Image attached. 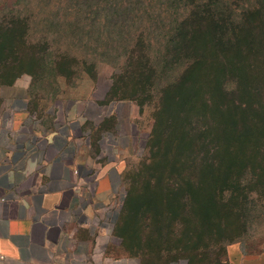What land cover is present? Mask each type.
Here are the masks:
<instances>
[{"label":"trees","instance_id":"16d2710c","mask_svg":"<svg viewBox=\"0 0 264 264\" xmlns=\"http://www.w3.org/2000/svg\"><path fill=\"white\" fill-rule=\"evenodd\" d=\"M181 1L171 0L169 5L152 10L138 7L136 12L121 6L123 17L148 16L154 18L159 27L154 28L151 39L146 38L145 30L133 33L137 35L141 54L124 50L127 63L115 75L106 101L114 97L135 103L140 111L148 109L152 124L145 144L150 154L152 149L165 147L170 150L161 154L173 157L167 163L170 168L163 170L165 162L156 167L162 163L147 158L149 163H140V167L147 165L150 169L143 172L139 168L130 184L124 182L128 168L125 170L126 192L121 213L136 194L147 195L158 187L165 192L161 203L171 212L189 206L194 195L180 193L178 188L183 182L196 187L199 183L197 169L204 170L201 177L211 176V173L221 175L223 171V177L241 179L246 171L264 166V0H189L184 6ZM161 22L167 24L162 23L163 28H160ZM129 32L130 29H126L124 35L130 36L127 39L132 41L133 34ZM14 34L15 37L17 32ZM18 36L23 39L22 44L30 42L33 49L30 40L33 38L28 35L27 26ZM47 50L50 52L45 57L35 55L33 70L27 72L31 76V89L44 74L68 78L59 63L70 59L68 52ZM130 51L133 54L130 55ZM9 52L10 55L0 57V66L19 71L21 64L17 60L21 49L12 46ZM134 57L138 58V64H133ZM83 71L92 78L90 71ZM19 73L0 70L2 85L16 80ZM129 74L136 76L130 79ZM7 76L14 79L6 80ZM120 77L128 81H119ZM154 153L159 154V151ZM145 199L151 208V196ZM173 214L176 217L170 218L171 222L177 221L176 212ZM137 218L133 219L137 221ZM144 222L142 218L136 226L141 227V231L146 228ZM157 231L160 234V230ZM147 233L149 235V229ZM145 241L147 248L158 256L162 250L159 242L146 234ZM138 259L139 264H148L143 257Z\"/></svg>","mask_w":264,"mask_h":264},{"label":"crops","instance_id":"0c3cea01","mask_svg":"<svg viewBox=\"0 0 264 264\" xmlns=\"http://www.w3.org/2000/svg\"><path fill=\"white\" fill-rule=\"evenodd\" d=\"M87 79L49 98L31 95V79L0 86L3 264H131L117 227L123 173L144 133L133 102L100 101ZM224 256L264 264V244L232 241Z\"/></svg>","mask_w":264,"mask_h":264},{"label":"rangeland","instance_id":"374dc122","mask_svg":"<svg viewBox=\"0 0 264 264\" xmlns=\"http://www.w3.org/2000/svg\"><path fill=\"white\" fill-rule=\"evenodd\" d=\"M170 1L0 0V57L10 55L9 48L12 46L21 49V55L17 60L21 64L20 70L5 68L2 64L0 70L21 72L17 75L18 79H31L27 72L33 70L31 66L36 54L45 57V54L48 55L47 52H50L47 48L52 53L66 50L70 59H62L59 63L62 72L68 73V78L55 77L50 73L44 74L35 82L31 95L35 98L56 97L61 95V86H64L65 80H68L66 82L69 85H73L75 82L88 80L89 77L94 83L91 96L106 101L107 93L114 86L115 75L127 63V53L124 50H133L134 55L141 54L139 43L135 38L137 35L133 33L138 34L139 30H145L146 38L151 39L154 37V28L159 27L158 22L148 16L123 17L121 6H128L132 12H136L138 7L152 10L157 9V6L169 5ZM188 1H181V5H186ZM17 17L19 19H14ZM25 20L27 22H24ZM162 23H159L160 28H163ZM26 26L28 35L33 38L30 39L33 49L28 41L29 44H22L23 39L18 36ZM126 29H130V35L133 34L132 41L129 40L130 38L127 39L130 36L124 35ZM15 32L17 34L14 37ZM127 42H131L130 45H126ZM152 44L155 45V40ZM131 51L130 55L133 54ZM82 61L85 65H82ZM132 61L133 64L139 62L137 57ZM83 69L90 71L92 78ZM135 76L136 74H129L130 79ZM81 77L87 78L80 79ZM13 79L10 76L6 78L9 81ZM119 81L128 80L120 77ZM1 82L0 79V86L4 84ZM112 100L117 99L112 97ZM134 106L135 121L144 134L138 153L129 160L128 172L124 180L129 184L131 178L138 175L139 168L143 172L150 169L147 165L140 167V163H149L146 161L147 158L150 157L154 163H162L156 167L163 166L165 162V168L162 170L168 169L167 163L169 164L173 159L170 154H161L162 151L170 150L165 147L152 149L150 154L149 147L145 144L147 132L150 131L152 124L150 111L148 109L140 111L135 103ZM158 151L159 154L154 153ZM202 170V168L200 171L197 169L196 178L199 183L195 185L196 187L193 188L183 182L178 188L180 193L189 192L194 195L192 203L185 208L171 212L169 207L161 203L165 192L159 187L147 195L136 194L133 202L126 206L127 208L121 213L122 220L118 228L121 229L119 232L121 254L130 257L131 264H139L138 257H143L148 264H225L223 249L227 242L242 241L251 249H258L264 244V166L246 171L241 179L223 177V171L221 175L211 173V176L205 174L201 177V172L204 174ZM125 192L124 188L123 193ZM148 196L152 198L153 210L150 204H146L145 198ZM122 206L123 203L121 208ZM175 212L177 221H169L170 218L176 217L173 214ZM134 216L138 217L137 221L133 219ZM142 218L146 228L141 231V227L136 226ZM157 230H160V234ZM145 234L160 243L157 244L161 245L162 250L158 256L154 254L156 253L154 250L147 248Z\"/></svg>","mask_w":264,"mask_h":264},{"label":"built area","instance_id":"2783aa9c","mask_svg":"<svg viewBox=\"0 0 264 264\" xmlns=\"http://www.w3.org/2000/svg\"><path fill=\"white\" fill-rule=\"evenodd\" d=\"M5 259H6V256L0 252V264H3Z\"/></svg>","mask_w":264,"mask_h":264}]
</instances>
